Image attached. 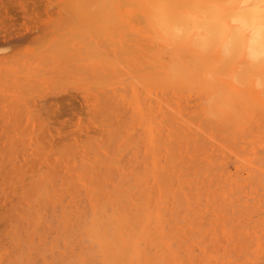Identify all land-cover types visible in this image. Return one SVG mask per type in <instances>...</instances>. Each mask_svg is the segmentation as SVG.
I'll return each mask as SVG.
<instances>
[{
    "label": "bare ground",
    "instance_id": "1",
    "mask_svg": "<svg viewBox=\"0 0 264 264\" xmlns=\"http://www.w3.org/2000/svg\"><path fill=\"white\" fill-rule=\"evenodd\" d=\"M11 1L21 8L34 2ZM234 2L70 0L64 6L63 17L81 19L79 44L100 85L95 128L112 142L119 129L110 115L125 107L124 142L138 138L134 162L120 168L125 154L91 143L74 158L71 182L58 189L68 200L61 227L50 228V245L16 237L6 264H21L23 245L25 261L35 254L42 264H264V63L251 62L240 44L225 51L211 22L217 9ZM95 34L96 42L87 43ZM62 77L56 67L47 76ZM114 166L115 183L94 181Z\"/></svg>",
    "mask_w": 264,
    "mask_h": 264
},
{
    "label": "rangeland",
    "instance_id": "2",
    "mask_svg": "<svg viewBox=\"0 0 264 264\" xmlns=\"http://www.w3.org/2000/svg\"><path fill=\"white\" fill-rule=\"evenodd\" d=\"M40 1V5L28 1V4L21 8L10 0H0V77L3 74L0 78L2 264H6L7 259L15 254L13 243L16 237L20 242L34 238L35 245L40 241H43V245H50L55 232L50 228L52 226L55 230V227H61L58 221L68 200L58 189L66 187L73 179L74 170L71 165L74 158L78 159L83 151L89 149L91 143H99L102 150L110 154H125L120 168L127 169L131 168L130 164L134 162L132 153L136 145H133L138 142L137 135L131 136L130 144L124 142L129 112L120 105H117L114 113L110 115L113 129H119L112 142L108 144L105 134L95 128L94 123L99 117L95 115L94 108L101 102V89L98 79L87 69V49L84 44H79L80 37L77 33L81 32V19L73 20V17L69 16L68 19L67 14L66 17L62 16L67 8L65 5H68L70 0ZM70 21H75V26ZM96 38V34L92 35L87 43L96 42ZM60 40V45H57ZM84 43L87 44L86 41ZM72 44H75L74 48L70 47ZM7 67L11 70L19 69L10 73L5 71ZM55 67L62 69L63 77L53 81L47 76L51 75ZM77 152L78 154H75ZM140 154L139 151L141 159ZM97 175L94 177L95 182L113 184L119 170L114 166L109 170H99ZM20 211L24 215L19 214ZM16 216L19 217L18 220ZM45 238L47 240L44 244ZM20 248L21 264H42L35 254L25 261L27 249L24 245Z\"/></svg>",
    "mask_w": 264,
    "mask_h": 264
},
{
    "label": "clouds",
    "instance_id": "3",
    "mask_svg": "<svg viewBox=\"0 0 264 264\" xmlns=\"http://www.w3.org/2000/svg\"><path fill=\"white\" fill-rule=\"evenodd\" d=\"M225 51L240 44L253 63H264V0H235L217 9L211 21Z\"/></svg>",
    "mask_w": 264,
    "mask_h": 264
}]
</instances>
